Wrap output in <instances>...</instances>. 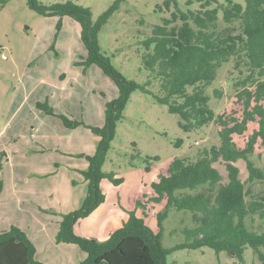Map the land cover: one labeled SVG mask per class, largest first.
Listing matches in <instances>:
<instances>
[{
	"label": "trees",
	"instance_id": "obj_1",
	"mask_svg": "<svg viewBox=\"0 0 264 264\" xmlns=\"http://www.w3.org/2000/svg\"><path fill=\"white\" fill-rule=\"evenodd\" d=\"M195 1L199 9L173 11L142 42L145 51L141 65L148 76L140 84L123 78L98 45V34L117 10L120 0L96 20H92L88 8L74 0L51 5L27 0L28 7L38 15L67 17L77 23L85 54L74 65L83 71L98 67L117 90L116 98L104 105L101 126L56 115L47 102L36 103L46 115L57 117L64 128L82 127L98 137L93 155H77L87 162V168L79 171L86 191L80 206L62 215L55 234L56 244L75 245L83 253L77 264H166V257L173 250L204 247L216 254L225 252L240 263L249 248L257 262L264 264V167H257L251 160L256 148H264V0H243V3L226 0L223 4H217L216 0ZM171 3L173 0L164 3L167 10ZM232 59L233 68L239 71L231 86L236 92L240 115L224 112L216 115L210 107L211 96H224L221 89H211L212 83L221 65ZM136 91L151 94L156 103L177 115L178 126L184 132L213 122L218 127L219 144L199 151L195 160H172L167 173L151 183L153 194L144 202H136L141 216L128 211L127 220L106 240L77 235L75 224L105 201L101 181L106 179L113 186L123 183L118 174L103 172L102 165L115 138L117 124L124 118L130 95ZM250 125L252 130L244 146L239 147L233 136H243ZM152 160L157 159H141L146 171H150ZM239 161L245 163L244 180L236 166ZM216 163L224 166L225 178ZM255 185L260 186L259 192L254 190ZM150 203H164L156 214V233L145 222ZM172 209L191 212L194 227L183 230L184 243L164 249L160 243L163 221ZM0 264L45 263L36 258V248L27 234L17 226H10L0 231Z\"/></svg>",
	"mask_w": 264,
	"mask_h": 264
},
{
	"label": "rangeland",
	"instance_id": "obj_2",
	"mask_svg": "<svg viewBox=\"0 0 264 264\" xmlns=\"http://www.w3.org/2000/svg\"><path fill=\"white\" fill-rule=\"evenodd\" d=\"M37 1L43 5H51L67 0ZM116 1L119 0H74L77 5L90 10L92 20H96ZM166 1L168 0H120L117 10L101 28L98 34L100 52L109 58L112 66L126 80L140 84L147 80L148 72L141 65V57L145 51L142 42L152 35L155 25L162 24L164 19L170 18L175 10L187 12L199 9L195 0H173L167 10L164 6ZM225 1L216 0V3L223 4ZM235 2L243 3V0H235ZM58 23H60L59 29H57ZM84 54L85 48L80 40V27L77 23L67 17L38 15L28 7L27 0H0V132L2 131L1 135H3L0 139V164L3 167L2 170L0 168V181L5 185L3 197H0V231L7 230L10 226H18L28 227L29 232V223L33 225L31 221L35 225L37 222H42L41 224L50 222L39 218L20 219L22 213L18 209L17 199L19 202L23 199L16 194V190L23 188L26 183L21 177L19 181H14L11 173L14 167L17 172L26 167L23 164L27 157L21 155L23 151L30 147L35 148V145L39 148H48L57 143L55 133L48 128L50 121L46 122L49 119L57 120L53 116L52 118L46 116L42 109L37 108L36 103L47 102L57 112L64 114L67 112L65 115H72L85 124L97 126L104 120L105 103L117 96L115 84L98 67L91 66L89 70L87 68L83 71L81 67L74 65ZM233 65V59L222 64L212 83L211 89H221L224 96L222 98L211 96L210 107L216 115L223 112L227 115H236L235 117L240 115V106L235 102L236 92L231 86L239 76V71L235 70ZM63 85L66 86V91L71 90V95L60 103L56 98L51 99L52 104L48 102L55 92L62 91L60 88ZM152 90L155 91L153 88ZM123 115L124 118L117 124L115 138L102 165L103 172L118 174L123 178V183L113 186L104 179L101 190L108 206H112L115 202L120 211H127V214L128 210L141 212V208L136 207V202H144L146 197L153 194L150 182L156 181L159 175L166 174L172 160L177 158L195 160L199 151L219 144L218 127L213 122L206 127L184 132L178 126L179 117L169 113L165 106L156 103L151 94L133 92ZM34 128H40L41 131L36 138H28ZM252 128L253 125H250L243 136H233L239 147L244 146ZM46 130L48 138H43L42 135L46 134ZM70 133L65 130L63 136L68 138ZM89 133L90 139L93 140V134ZM29 142L31 145H27ZM84 150H87L86 146ZM46 155L40 154L37 157L48 158L49 155ZM132 157L134 159L131 160ZM145 157L157 159L151 161L150 171H146L141 162ZM251 160L257 167H264V148H256ZM74 162L71 164H75ZM216 166L225 178L224 166L218 163ZM236 166L240 169L242 179H246L245 163L239 161ZM52 168L53 171L56 170L55 167ZM54 175L52 174V179L59 182L61 188L71 189L66 200H63L64 192L58 202L63 203L65 208L71 211L77 209L83 200L86 183L81 184L82 192L80 184L71 185L75 174L70 172L68 167H62ZM52 179L49 180L50 185ZM77 179L79 181L80 178ZM82 181H84L83 177ZM17 183L19 187H16ZM254 190L259 192L260 186L255 185ZM78 197L80 198L74 205V200ZM46 202L51 201L46 200ZM163 206L164 203H150L147 206L145 222L155 233L158 231L156 214L163 209ZM130 207L132 209H129ZM45 208L47 209H40V212L50 215L52 222H55L53 220L55 217L61 219L63 214L71 212L64 211L54 202L45 205ZM191 216V212L188 211L172 209L168 212L163 221L160 239L164 249H173L185 242L183 230L194 227ZM96 221L94 214L80 220L75 228L76 234L81 233L83 237L99 241L109 237L113 232L112 228L105 233V237L98 232L93 234L96 231L94 228ZM44 226L43 241L35 239V243L43 253L45 261L53 264L57 258H64L63 253H65L63 264H77L83 256L79 248L75 245H73L75 251L66 249V246L55 248L54 235L52 236L54 226L49 224ZM36 232L32 229L30 234ZM54 251L60 254L53 253ZM40 254L38 252L41 258ZM166 264L259 263L249 248L244 252L243 263H240L225 252L216 254L212 249L204 247L173 250L166 257Z\"/></svg>",
	"mask_w": 264,
	"mask_h": 264
},
{
	"label": "crops",
	"instance_id": "obj_3",
	"mask_svg": "<svg viewBox=\"0 0 264 264\" xmlns=\"http://www.w3.org/2000/svg\"><path fill=\"white\" fill-rule=\"evenodd\" d=\"M89 69L90 68H88V70ZM66 89H67L66 86L63 85L60 88V90H62V91L60 93L55 92L51 96V98H49V101L48 100L47 101L51 103L52 98H56L57 101H59V103L61 101L66 100L71 95V90L68 89L66 91ZM57 95H60V96L57 97ZM53 112L56 115H65L67 113V112H65V114H64L62 112H57L55 110V108L53 109ZM46 116H49L52 118V116H50V115H46ZM65 116L78 120L77 118L72 117V115H65ZM53 117L57 121H55L53 119L51 121L49 119V120H46V122L50 121L49 122L50 126H48V128L52 129L53 132L55 133V136H56L55 139H56L57 143H55L54 145H51L50 147L48 146V148H39L37 145H35V146L38 148H36V147L35 148H33V147L28 148L27 150L23 151L21 154L24 158L27 157V159H25V163L23 164V166H26V167H23V170H21L20 172H17L16 167H14L11 170L12 178H14V181L15 180L19 181V179L21 177L23 182L26 183L23 188H20L18 191L16 190V194L17 195L19 194L21 199H23L19 202L18 199L16 198L17 202H18V209L22 213V214H20V219L21 220H31V219L36 220L39 218V219H44V220L50 221V222H46L43 224H41L42 222L41 223L37 222L36 225L33 221H31V223H33L34 226L33 225L31 226L29 223V232H28V227L27 228L21 227V229L27 234V236L29 237V239L32 241V243L34 244V246L36 248V258L38 260L40 259V261L44 262L45 264H48V262H46L44 256H42L43 253L41 252L40 248L36 245L35 239L38 241H41V242L43 241V236L45 234V232L43 230V228L45 227L44 225L48 226V224H49V225L54 226L53 230H52V236L54 235V240H55V234L57 233V230H58V221L60 220V218L55 217L53 219L55 222H52L51 221L52 217L46 213L40 212V209H47V208H45V205H50L51 203L54 202L59 207H62V209L64 211H66V212L71 211L68 208H65L63 203L58 202L59 197L63 196L64 192H65V195L63 197V200H66V198L69 196V194L71 192V189L68 187L61 188V184L59 182H56V180L52 179V174L53 175L57 174L61 170L62 167H68V169H70V172L75 174L74 179L72 178L73 180L71 182V185L80 184L81 192H82V185L81 184L85 183V182L82 181V176L79 173V171L85 170L87 168V162L84 158L77 157V155H80V154L89 155V156L93 155L95 152V149H96L97 142H98V137L95 135H93V140L90 139V133H89L90 130L82 128V127H78L76 129H73V130H68L62 126V124L60 123V121L57 117H55V116H53ZM80 121H82V120H80ZM102 124H103V122H100L97 126H101ZM88 125H90V124H88ZM91 126H96V125L92 124ZM65 130H68L71 132L70 133L71 135L68 136V138L63 136V133L65 132ZM81 130H83V131H81ZM32 131L33 132H31L29 134L28 138H31V139L36 138L38 133L41 131V129L40 128H34ZM45 132H46V134L44 135V133H43L42 137L48 138L47 130ZM1 134H2V131L0 132V139L3 137V135H1ZM18 137L20 138L21 136H18ZM31 139H29V140L31 142H33ZM70 140H72V143H70ZM27 145H31V143L29 142V143H27ZM84 146H86L87 150H84ZM3 148H4V146H3ZM3 153L5 154V158H7V155L4 152V150H3ZM14 154H16V153H14ZM40 154H42V155L47 154L49 156H48V158L47 157H37V155H40ZM6 161L8 162V158ZM71 162H74L75 164H71ZM52 167H55L56 170L53 171ZM2 168L3 167H1V170H2ZM1 170H0V172H1ZM77 177L80 178L79 181H78ZM53 178H55V175L53 176ZM51 179L53 180L52 185H50V183H49V180L51 181ZM80 180H81V182H80ZM102 181H101L100 186H102ZM153 182H155V181H152L150 183H153ZM18 183L16 184V187H19ZM71 185L69 187H71ZM12 188H13V193H14L15 185ZM4 189H5V185L3 182L2 192L0 193L1 198L3 197ZM14 197H15V195H14ZM80 197H81V195H80ZM80 197H78L74 200V205H76V202H77L76 200L79 199ZM25 200H26V203H28V204L25 203ZM46 200H49L51 202H46ZM104 202L105 203H102L91 214V215L94 214V218H96V220H97L95 225H94V228L96 231L93 232V234L98 232V233H101L102 235H104L103 237L106 236L105 233H107L108 231H111V228H112V231H115L116 229H118L122 225V222L126 221L128 218L127 211H120V209L116 206L115 202L112 203V206H108L109 204L107 203V200ZM119 203H121V201H119ZM23 204L25 206H23ZM129 209H132V207H130ZM73 210H75V208ZM128 211H135L137 216H139V217L141 216V212L139 210H128ZM78 223H79V221L74 226V232H75V228L77 227ZM39 228L40 229L42 228V230H39ZM32 229L37 231L33 235L30 234ZM46 232H47V230H46ZM75 234H76V232H75ZM36 235H37V237H35ZM80 235L82 236L83 234L80 233ZM39 236H41V237H39ZM107 238L108 237H106L105 239H103L101 241H104ZM60 246H66L65 247L66 249L75 251V247H73V245H70V244H56L55 248H59ZM38 252L41 253L40 254L41 258L38 256ZM56 252L58 253V251H54L53 253H56ZM58 254H60V253H58ZM63 256H64V258H57V261L53 264H63V260L65 259V253H63ZM83 257L84 256H81L79 261H81L83 259Z\"/></svg>",
	"mask_w": 264,
	"mask_h": 264
}]
</instances>
